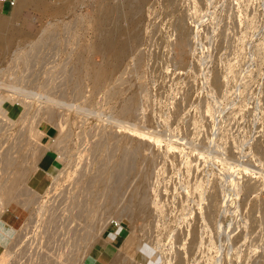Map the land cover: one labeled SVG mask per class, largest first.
<instances>
[{"label": "rangeland", "instance_id": "374dc122", "mask_svg": "<svg viewBox=\"0 0 264 264\" xmlns=\"http://www.w3.org/2000/svg\"><path fill=\"white\" fill-rule=\"evenodd\" d=\"M40 1L0 12L1 264H264V130L224 117L264 0Z\"/></svg>", "mask_w": 264, "mask_h": 264}, {"label": "built area", "instance_id": "2783aa9c", "mask_svg": "<svg viewBox=\"0 0 264 264\" xmlns=\"http://www.w3.org/2000/svg\"><path fill=\"white\" fill-rule=\"evenodd\" d=\"M5 4L10 10L15 4V0H0V12H3ZM254 32L258 40L252 43L247 59L236 62L234 74L227 70L224 79L226 100L224 103V113H226L224 117H232L239 125V129L241 128L240 147L243 148H249L258 143L264 130V48L260 47V50H258V46L256 47L257 42L260 45L264 42V18L259 16L258 25ZM231 79H233L232 84H229ZM225 88H228L227 93ZM247 122L251 126L249 128L243 127ZM11 239L10 242L17 240L15 235ZM19 243L22 245V242ZM12 248L14 256L11 257L10 264H15L17 256L24 258L25 254L21 256L18 253L20 250L18 245H13Z\"/></svg>", "mask_w": 264, "mask_h": 264}, {"label": "bare ground", "instance_id": "6f19581e", "mask_svg": "<svg viewBox=\"0 0 264 264\" xmlns=\"http://www.w3.org/2000/svg\"><path fill=\"white\" fill-rule=\"evenodd\" d=\"M18 1V5H17V7L14 9V11H13V13H16L17 12V10L21 7V6H26L28 3H31L32 1L34 2V3H37V4H40L41 5V1L40 0H17ZM44 4H45V2H44ZM35 5V4H34ZM14 6H16L15 4H14ZM14 6H13V8H14ZM29 6H32V3L29 5ZM39 6V5H38ZM34 7H36V6H34ZM263 8H264V1H263ZM264 10V9H263ZM262 10V11H263ZM264 14V13H263ZM104 69H99L98 70V75L100 74V73H102V71H103ZM96 74H97V72H96ZM214 82L215 83H217V78H215L214 77ZM5 160H6V163H8V164H13L9 159H7V158H5ZM4 161V160H3ZM4 163H5V161H4ZM24 164V163H23ZM24 167V166H23ZM22 169V168H21ZM24 170V169H23ZM23 170H22V172H23ZM26 171V170H25ZM20 173H21V171H20ZM24 173V172H23ZM22 174V173H21ZM22 176V175H21ZM23 177H26V175L24 176L23 175ZM28 184V183H27ZM29 187V185H27V188ZM26 188V190H22L21 192L22 193H27L28 191V189ZM30 190H31V188H30ZM33 190V189H32ZM31 190V191H32ZM28 192L29 194L31 193L32 194V192ZM35 191V190H34ZM33 191V192H34ZM18 192H20V189H19V191ZM6 202L8 203V205H6L8 208H9V203H10V201H8V200H6ZM5 209H6V207H5ZM0 215H2V210H1V213H0ZM1 221V220H0ZM0 224H1V222H0ZM2 228L3 227H1L0 228V232H2V234L4 233V230H2ZM15 229V228H14ZM1 235V234H0ZM15 236H16V238H17V233L15 234ZM3 238H4V236H3ZM3 238H1L0 237V248L2 247V248H4L3 247V245H4V243H3ZM17 243V242H16ZM12 245V244H11ZM13 245H16V244H13ZM13 245H12V247H13ZM12 251H13V248H12ZM12 251H11V253H12ZM9 254V252L7 251H5V248L3 249V250H0V264L5 260V258H6V256ZM12 257V256H11ZM105 258H108L107 256L105 257ZM70 259V258H69ZM11 260V259H10ZM9 260V261H10ZM49 261V260H48ZM9 263V262H8ZM38 264H49L48 262H47V260H40L39 261V263Z\"/></svg>", "mask_w": 264, "mask_h": 264}, {"label": "crops", "instance_id": "0c3cea01", "mask_svg": "<svg viewBox=\"0 0 264 264\" xmlns=\"http://www.w3.org/2000/svg\"><path fill=\"white\" fill-rule=\"evenodd\" d=\"M49 165H50V164H49ZM49 165H48V166H49ZM47 168H48V167H47ZM33 189H35L36 191H39V190H37L36 188H33ZM11 210H13V211L16 212L17 208H16L15 206L11 205L7 211H11ZM17 211H18V210H17ZM16 213H17V212H16ZM5 214H6V213H5ZM8 215H10V214H8ZM10 216H11V215H10ZM3 217H4V216H3ZM11 218H12V216H11ZM7 222H8V221H7ZM11 223H12V222H11ZM11 225H12V224H11ZM107 253H108V252H107ZM86 259L97 262L96 259H95V260H92V259H89V258H86ZM82 264H86V263L84 262V263H82Z\"/></svg>", "mask_w": 264, "mask_h": 264}]
</instances>
